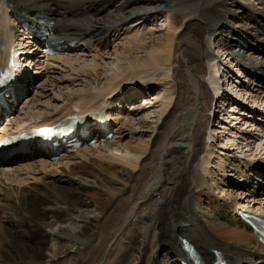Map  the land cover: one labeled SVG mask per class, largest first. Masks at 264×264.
I'll use <instances>...</instances> for the list:
<instances>
[{"label":"bare ground","instance_id":"bare-ground-1","mask_svg":"<svg viewBox=\"0 0 264 264\" xmlns=\"http://www.w3.org/2000/svg\"><path fill=\"white\" fill-rule=\"evenodd\" d=\"M254 1L257 6L251 8L250 2L243 6L239 0H8L25 21L32 18L38 23L37 15L55 21L54 39L60 46L66 48L77 42V48L82 44L85 51H97L93 55L97 60L109 55L113 33L114 37L117 32L125 35L130 38L128 47L115 55L120 52L124 57L131 56V61L125 70L117 68L97 93L77 95L64 109L31 117V122L43 118L40 125H51L53 118L70 112L75 101L76 108L107 106L118 126L110 144L81 149L63 156L60 162L33 158L10 173L0 174V180L24 185L25 180L18 179L21 172L38 171L42 181L23 189L0 186V264H179L182 238L190 240L206 259H213L214 253L220 251L233 264H264V248L245 225L237 223L236 208H245L240 201L249 194L226 180L239 167L233 166L236 153L231 154L240 149L239 131H257V140L264 134V129L257 128L264 125V115L257 117L259 110L264 111V0ZM150 8L162 24L169 16L166 13L174 11L171 23L164 24L163 36L157 35L160 31L154 21L145 18ZM130 11L141 14L132 17ZM135 18L137 24L129 27ZM226 21L237 22L231 26ZM139 24H150L146 35H138ZM13 29L0 6V63L6 59ZM147 35L155 38L148 42ZM139 53H144V57L135 59ZM68 55L71 56L56 57L48 68L59 63L74 64L82 58L73 51ZM252 55H256V60ZM101 65H90L87 72L99 84L105 74ZM43 67L47 69V65ZM166 67L173 70L167 84L172 83L174 88L155 134L146 144L132 136L126 141L120 128L125 131L123 126H131L133 118L118 111L125 107L116 104L125 100L114 105L109 101L116 96L129 101L144 96L142 102L145 108L149 105V111L157 102L151 101L153 88H145L154 86L153 79L159 74L165 81L168 75L161 70ZM243 74L246 81L239 80ZM251 76L262 86L258 99L249 94L250 88L245 90ZM252 81L255 84L254 78ZM33 83L25 77L20 95L14 85L5 96L10 93L18 101ZM226 90L228 93H223ZM226 98L228 103H223ZM250 99H256L253 105ZM8 103L9 110L4 105L0 107V121L4 112L12 115L13 98ZM240 104L255 107L251 110ZM241 117L246 119L247 130L230 132L233 136L224 141L219 128L230 130L226 123H233L235 128L242 124ZM219 119L222 126L216 123ZM26 124L2 128L0 139L22 132ZM261 145L256 146L255 152L259 148L264 151ZM120 151L126 155L120 157ZM216 154L225 159L220 161ZM76 156L82 159L69 161L70 165L58 174V166H65L64 160H74ZM215 159L219 161L214 163ZM246 164L264 170V158L250 159ZM258 176L263 184L264 176ZM222 184L223 195L218 197L216 186ZM196 206L210 213L206 221L199 217ZM248 211L253 212L251 208ZM260 213L257 215H264V211ZM195 230L204 242L195 236ZM163 253L167 255L162 260Z\"/></svg>","mask_w":264,"mask_h":264},{"label":"rangeland","instance_id":"rangeland-1","mask_svg":"<svg viewBox=\"0 0 264 264\" xmlns=\"http://www.w3.org/2000/svg\"><path fill=\"white\" fill-rule=\"evenodd\" d=\"M239 1L242 3L243 6H246V4L249 3V2L252 4L250 6L251 8L254 5L257 6L256 3H254L255 2L254 0H239ZM115 3H116V1H115ZM173 12L174 11H172L171 13H167L169 16L165 17L164 22H163L162 25L154 23V26H157V30L160 31L159 34H157V35L163 36L166 33L164 31V28L166 27L165 25H169V23H171V20H173V17H172L173 16ZM244 19H246V18L244 17ZM137 22H138L137 18L131 20V24L129 25V27H131V26L135 27ZM167 22H168V24H167ZM234 22H237V21H233V22L228 21L227 23L228 24L230 23V25L232 26V25L235 24ZM140 27H141V29L138 32V35L140 33L144 35L147 32V28L150 27V24L149 25L148 24H146V25L145 24H141V25L139 24L138 28H140ZM138 28H136V29H138ZM17 35L20 36L21 32H19ZM113 35H114V33L110 37L111 50L108 53L109 55H105L104 58H102L103 60L102 59L101 60L98 59L99 60L98 61L97 58L93 57L94 53L97 52V51H90V50L89 51H85V50H83V51H80V52H75L74 54H78V55H80L79 57H82V58H80L79 62H76L74 64H69V65H64L63 63H61V64L59 63L57 65H54V67L52 69L54 71L49 72L46 75L47 77H45V78H40V77L36 78L35 79L36 83L33 84V86H31L27 90V92H25L23 94V96L14 104L13 115L11 116V118H3V120H1L0 129L1 128H10V127H15L16 128V126H17L16 124L17 123H20V125H21L22 123L31 122L30 119H31V117L33 115L44 117L45 114L48 115L49 113H53L55 111H59L61 109H64V107L69 103V101L71 99H74V97H76L77 95L78 96H84V95H86L88 93L89 94L90 93H97L99 90L103 89L107 85L108 80L110 79V76L112 75V73L117 68L125 70L127 65L130 64V61H131L129 59L131 56L130 57L129 56L124 57V55L122 56L120 54V52H119L118 56L115 55L116 52L121 51L128 44V40L127 39H130V38L126 37L125 35H120L118 32L115 33V37ZM145 38H147V40L148 39L151 40L152 38L154 39L155 36H151V38H150V35H147ZM149 40H148V42H149ZM215 45L218 46V41L217 40L215 41ZM117 46L119 48H121V49L118 48V50L115 51L114 49ZM126 47H128V46H126ZM212 52H213V50H212ZM113 53H114V56H110V54H113ZM40 54H42V53L41 52L37 53V55H40ZM69 56H71V55H69ZM255 56L252 55V57H254L255 60H256ZM66 57H68V56H66ZM134 57H137L135 59H138V60L142 59L144 57V53H139L138 55H135ZM134 57H133V59H134ZM227 60H228V58H227ZM94 62H95V64H100V65L103 63L101 65L100 69L102 71L104 69V73L105 74L108 71V73L106 75L104 74L103 77L101 78L100 84L95 80V77L90 76V74L87 73L89 71L90 65H91V67H93L95 65ZM173 69H175V68H173ZM161 71H162V74L166 73V76L168 75V78L165 77L166 78L165 81L164 80L161 81V79H163V78L159 77L160 76V74H159L157 77H155L153 79L154 86L145 88V91H149L150 88H153V90H152L153 98H151V101L153 99V101H152L153 103H155V101L157 102V103L153 104L154 106L151 105L153 108L151 107L149 109V111L146 110L149 105L146 106V108H145V104H144V102H142L143 99H144V96H142L141 98L138 97L135 101L126 100V98L124 99L123 96L121 98H119L120 96H116L117 98H115V100L109 101L110 105H114V103L116 104V102L122 103V101L125 100V103L116 104L117 107H119V108H121V105H123L125 107L124 109H118V110L119 111H123V114L125 116L126 115H130L133 118L132 124H130L131 126L125 127V126L122 125L125 128V131H124V129L120 128L121 131L123 132V136L126 137L125 138L126 141H128L130 139V136H132V137H134L135 140L136 139L138 141L142 140L143 143L146 144V143L150 142V140L152 139L151 136H153L155 134V130L159 126V123L161 121L160 120L161 116H162V114L164 113V111L166 109V105L169 102L170 94L172 92V89L174 88L172 83L170 85L167 84V83H170L171 80H172V78H171L172 68L171 67L170 68L166 67V68H163ZM85 73H87L88 75L85 74ZM235 76H238V75H235ZM243 76L244 75L238 76V77H241L239 80L246 81V78H243ZM250 78L247 79V80H250ZM154 80L155 81L159 80V84H158L157 81L155 82ZM50 81H52V82H50ZM252 82L253 81L251 80L249 86H248V84L246 85L247 89H245V90H248L250 88L251 90H248L249 94H251L254 98L258 99V96L260 95V94H258L259 93V91H258L259 87L256 86V84H251ZM134 90L135 89H133V91ZM148 97H150V96H148ZM250 100H251L250 104L253 105V103L255 102L256 99H253V100L250 99ZM260 101H261V99H260ZM245 103H247V102L245 101ZM142 104L144 106H142ZM240 105H244V104H240ZM139 106H140V108L142 107L141 110L138 109ZM244 106H246V105H244ZM246 107H248L249 109L252 110V108L255 107V105L253 107H250V106H246ZM236 114H238V113H236ZM237 116H240V115L238 114ZM40 119H43V118H40ZM249 119L252 120V118H249ZM241 120H242L241 121V123H242L241 125L242 126L240 124L239 125L237 124V127H239V128L235 127L236 128L235 129L233 127V123L231 125L226 123V125L228 127H230V130H224L222 128H219L220 129L219 132L221 131L219 136H221V137L223 136V139H225V137H227L226 139H228V138H230V136H233V134H231V133H235V132L239 131L240 128L244 129V130H247L246 129L247 126H244V122H246L245 121L246 120L245 117L244 118L241 117ZM214 121L216 122V120H214ZM10 122H12V124ZM239 122H240V120H239ZM216 123H220L221 124L222 122L219 119V120H217ZM221 126H222V124H221ZM223 127H224V125H223ZM215 128H216V126H215ZM249 129H251V128H249ZM223 131L224 132L226 131V134H224ZM241 131L242 132L239 131V135L240 136L239 135L238 136L240 137V140L238 141V143L242 142L243 145H242V143L239 144L238 147H240V149L237 150V151L235 150L234 152L233 151L231 152V154L236 153L235 154V159L238 157L237 159H240L242 161H246L247 158H249L251 160L252 159H258V158H264V155H263L264 151H261L260 150L261 148H259V150L257 152H255L256 151V146L261 145V142L263 143V145H261V146H262V148H264V136L261 135L259 137V140H257L256 139L257 138V134H253L252 135V134L246 133L243 130H241ZM214 137H216V136H214ZM226 139L224 141H226ZM242 139H243V141H242ZM253 139H255V140H253ZM247 140H250V141H247ZM251 140H253V141H251ZM251 142H253V143H251ZM248 143H249V146H247ZM224 150L226 152V148ZM253 151H254V153H252ZM225 152L224 153L222 152V153L225 155L226 154ZM123 154H124V156L126 155V153L123 152V151L118 152L119 156L123 155ZM216 155L218 156L219 154H216ZM224 155H221V154L219 155L220 156V158H219L220 161L223 158L225 159ZM75 158L76 159H74V160H68V161L64 160L65 166H64V164H60L61 166L60 165L58 166V168H60L59 171H58V174H59L60 170H62L64 168H67L72 161H80V159H82V157H80V156L79 157L76 156ZM78 158H79V160H78ZM219 160L215 159L214 163L219 161ZM69 161H70V163H69ZM258 161L262 162L263 160H258ZM55 162H60V160L55 161ZM66 162H68V164ZM233 165H234V160H233ZM56 168L57 167H55V169ZM29 171L28 170L26 171L28 173H26L25 171L21 172V175L18 177V179L25 180L24 185L23 184H21V185L19 184L18 185L17 182L11 183V182H9L7 180H4V178H2V180H0V186H4V185L10 186V187H19L20 186L19 188L23 189L25 186H26V188L27 187L29 188L33 184H41L42 181L40 180L41 176H40L39 172L38 171L37 172L33 171V172L29 173ZM31 174H33V175H31ZM0 179H1V177H0ZM209 179L211 180V178H209ZM217 179H219V178L217 177ZM26 181L28 182V184H27ZM6 188L7 187H5V189ZM216 188L218 189V191H217V194H215V195L218 196V197L222 196L223 192L222 191L220 192V188H223V184L219 185V186H216ZM69 189H73V188L70 187ZM261 191L262 192L259 194V193H255L254 190H251V193L254 195V198L251 199L248 196L245 201L244 200L240 201V202H243L242 207H245V208H242V209L246 210L248 212V210L251 208L253 210V212L255 211L257 214H261L260 211L261 212L264 211V199H263L264 198V189H262ZM251 193H249V195ZM255 201H258V202H255ZM198 207L199 206H196L195 210L197 211V213H199V217L202 219V221L203 220L206 221L208 219V216H209L210 213L207 210H202L200 207L199 208ZM199 211H202V212L200 213ZM212 220L215 221V218H213V216H212ZM197 231L198 230H195L194 234H195L196 237H198V239L200 241H202L203 237ZM198 234H200V235H198ZM6 241L10 242V240H6ZM204 241L205 240H203L202 242H204ZM5 245H9V244H5ZM19 254H17V255H19ZM166 255H167L166 253L165 254L163 253V255L161 256V259L163 260ZM20 256L21 255H19V257Z\"/></svg>","mask_w":264,"mask_h":264},{"label":"water","instance_id":"water-1","mask_svg":"<svg viewBox=\"0 0 264 264\" xmlns=\"http://www.w3.org/2000/svg\"><path fill=\"white\" fill-rule=\"evenodd\" d=\"M182 148H184V145H181Z\"/></svg>","mask_w":264,"mask_h":264},{"label":"snow or ice","instance_id":"snow-or-ice-1","mask_svg":"<svg viewBox=\"0 0 264 264\" xmlns=\"http://www.w3.org/2000/svg\"><path fill=\"white\" fill-rule=\"evenodd\" d=\"M0 83H3V81H0Z\"/></svg>","mask_w":264,"mask_h":264}]
</instances>
